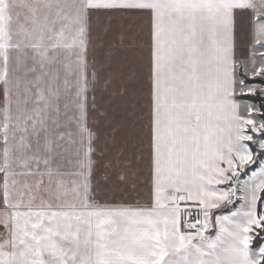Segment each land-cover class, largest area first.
<instances>
[{
  "label": "snow or ice",
  "instance_id": "snow-or-ice-1",
  "mask_svg": "<svg viewBox=\"0 0 264 264\" xmlns=\"http://www.w3.org/2000/svg\"><path fill=\"white\" fill-rule=\"evenodd\" d=\"M257 91L264 0H0V264H264Z\"/></svg>",
  "mask_w": 264,
  "mask_h": 264
},
{
  "label": "trees",
  "instance_id": "trees-1",
  "mask_svg": "<svg viewBox=\"0 0 264 264\" xmlns=\"http://www.w3.org/2000/svg\"><path fill=\"white\" fill-rule=\"evenodd\" d=\"M254 83L258 84L259 81H255ZM245 102L259 105L262 102H264V98H262L260 95L248 96V97H245Z\"/></svg>",
  "mask_w": 264,
  "mask_h": 264
},
{
  "label": "rangeland",
  "instance_id": "rangeland-1",
  "mask_svg": "<svg viewBox=\"0 0 264 264\" xmlns=\"http://www.w3.org/2000/svg\"><path fill=\"white\" fill-rule=\"evenodd\" d=\"M257 81H258V79H257ZM256 95H260V94H259V91H257V94H256ZM260 96H261V95H260ZM261 97L264 98V96H261ZM247 103H248V102H247Z\"/></svg>",
  "mask_w": 264,
  "mask_h": 264
}]
</instances>
